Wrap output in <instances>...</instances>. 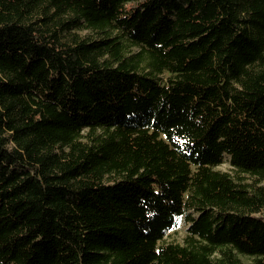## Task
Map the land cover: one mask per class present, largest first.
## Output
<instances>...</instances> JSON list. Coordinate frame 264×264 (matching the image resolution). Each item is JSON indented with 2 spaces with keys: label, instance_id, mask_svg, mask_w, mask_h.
Listing matches in <instances>:
<instances>
[{
  "label": "trees",
  "instance_id": "trees-1",
  "mask_svg": "<svg viewBox=\"0 0 264 264\" xmlns=\"http://www.w3.org/2000/svg\"><path fill=\"white\" fill-rule=\"evenodd\" d=\"M241 255L264 264V0H0V264Z\"/></svg>",
  "mask_w": 264,
  "mask_h": 264
},
{
  "label": "rangeland",
  "instance_id": "rangeland-1",
  "mask_svg": "<svg viewBox=\"0 0 264 264\" xmlns=\"http://www.w3.org/2000/svg\"><path fill=\"white\" fill-rule=\"evenodd\" d=\"M162 79H166V74H162ZM219 169L222 170H227L231 173H233L234 175L237 174L236 170L233 168L232 164L230 163L229 159H227L225 162H223L222 164L218 165ZM242 176H244L245 180H250L251 178L246 175V174H241ZM187 228V225H185L183 219H181L179 221V224L177 225V227H175L172 230H169L166 238L167 239H178V240H182L183 236L185 234V230ZM241 264H254V259L250 256L247 255H241Z\"/></svg>",
  "mask_w": 264,
  "mask_h": 264
}]
</instances>
